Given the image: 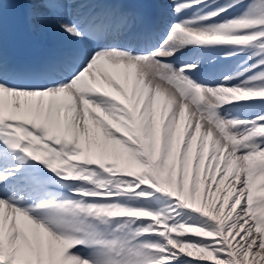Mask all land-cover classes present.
Returning <instances> with one entry per match:
<instances>
[{
	"label": "snow or ice",
	"instance_id": "snow-or-ice-1",
	"mask_svg": "<svg viewBox=\"0 0 264 264\" xmlns=\"http://www.w3.org/2000/svg\"><path fill=\"white\" fill-rule=\"evenodd\" d=\"M0 264H264V0H0Z\"/></svg>",
	"mask_w": 264,
	"mask_h": 264
},
{
	"label": "bare ground",
	"instance_id": "bare-ground-1",
	"mask_svg": "<svg viewBox=\"0 0 264 264\" xmlns=\"http://www.w3.org/2000/svg\"><path fill=\"white\" fill-rule=\"evenodd\" d=\"M30 32H31V35H32L33 39L36 42L48 44L49 47H50V50H52V49H54L56 47L57 40L53 36H51L49 34H46V33H41V32H38V31L30 30Z\"/></svg>",
	"mask_w": 264,
	"mask_h": 264
}]
</instances>
